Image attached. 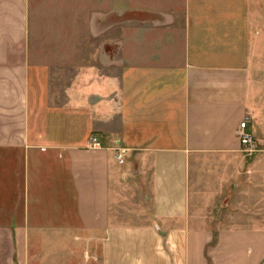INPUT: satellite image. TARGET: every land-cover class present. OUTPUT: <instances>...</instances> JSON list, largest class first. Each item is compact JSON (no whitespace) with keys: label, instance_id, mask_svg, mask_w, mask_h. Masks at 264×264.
Wrapping results in <instances>:
<instances>
[{"label":"crops","instance_id":"crops-1","mask_svg":"<svg viewBox=\"0 0 264 264\" xmlns=\"http://www.w3.org/2000/svg\"><path fill=\"white\" fill-rule=\"evenodd\" d=\"M31 250L264 264V0H0V264Z\"/></svg>","mask_w":264,"mask_h":264},{"label":"rangeland","instance_id":"rangeland-1","mask_svg":"<svg viewBox=\"0 0 264 264\" xmlns=\"http://www.w3.org/2000/svg\"><path fill=\"white\" fill-rule=\"evenodd\" d=\"M126 221H127L126 222L127 224H125V225H140V222H141V221H139L137 219H133V218L126 219ZM206 221H211L213 223L217 220L211 219V220H206ZM59 257H61V256H59ZM55 259H59V258L57 257ZM53 260H54V258H53V256H51V252L42 251V250H40V251L31 250V252L29 253L28 264H53V262H52ZM56 264H82L81 252L78 250L77 251L74 250L71 253V255L69 256V258L67 257L66 260L63 258V260H62V257H61V260L59 262H57Z\"/></svg>","mask_w":264,"mask_h":264},{"label":"built area","instance_id":"built-area-1","mask_svg":"<svg viewBox=\"0 0 264 264\" xmlns=\"http://www.w3.org/2000/svg\"><path fill=\"white\" fill-rule=\"evenodd\" d=\"M247 125H248V121L247 120H245L244 122H242L239 125L238 135H239V138H240L241 146L248 153H252V152H255L256 149H257V141L255 140L253 135H251V134H249L247 132ZM90 146L91 147H95V148L100 147V142H99L98 138H96V137L91 138ZM119 160H120V163H122V159H121L120 156H119Z\"/></svg>","mask_w":264,"mask_h":264}]
</instances>
